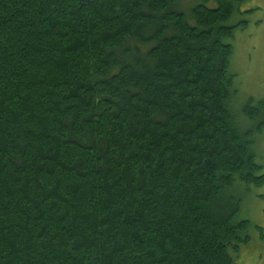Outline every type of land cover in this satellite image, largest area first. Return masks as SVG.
Returning a JSON list of instances; mask_svg holds the SVG:
<instances>
[{"label": "trees", "instance_id": "16d2710c", "mask_svg": "<svg viewBox=\"0 0 264 264\" xmlns=\"http://www.w3.org/2000/svg\"><path fill=\"white\" fill-rule=\"evenodd\" d=\"M216 1L0 0V264H235L264 99Z\"/></svg>", "mask_w": 264, "mask_h": 264}, {"label": "rangeland", "instance_id": "374dc122", "mask_svg": "<svg viewBox=\"0 0 264 264\" xmlns=\"http://www.w3.org/2000/svg\"><path fill=\"white\" fill-rule=\"evenodd\" d=\"M199 2L217 6L216 0H179L178 9L186 12ZM240 21H245L246 25L238 28L231 39L234 46L231 67L234 75L233 100L237 113H242V107L249 100L264 99V0L239 3L230 24ZM241 119L246 124L250 122L244 117ZM253 137L257 161L262 164L260 173L264 174V130L257 131ZM229 194L240 199L237 220L249 223L246 231L249 242L240 244L237 251L231 250L235 264H264V185L238 183Z\"/></svg>", "mask_w": 264, "mask_h": 264}]
</instances>
